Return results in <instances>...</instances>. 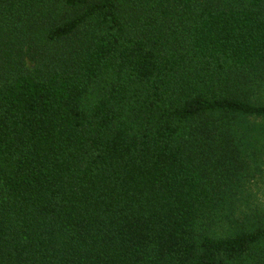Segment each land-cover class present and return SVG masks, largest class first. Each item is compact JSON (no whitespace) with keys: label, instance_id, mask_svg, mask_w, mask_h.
<instances>
[{"label":"trees","instance_id":"trees-1","mask_svg":"<svg viewBox=\"0 0 264 264\" xmlns=\"http://www.w3.org/2000/svg\"><path fill=\"white\" fill-rule=\"evenodd\" d=\"M263 74L264 0H0V264H264L207 225Z\"/></svg>","mask_w":264,"mask_h":264},{"label":"rangeland","instance_id":"rangeland-1","mask_svg":"<svg viewBox=\"0 0 264 264\" xmlns=\"http://www.w3.org/2000/svg\"><path fill=\"white\" fill-rule=\"evenodd\" d=\"M246 99L264 105V74L255 80ZM235 135L243 166L207 221L214 237L264 227V120L238 119Z\"/></svg>","mask_w":264,"mask_h":264}]
</instances>
